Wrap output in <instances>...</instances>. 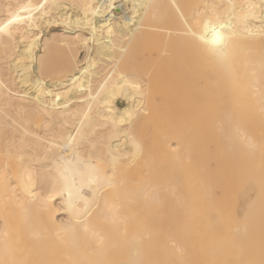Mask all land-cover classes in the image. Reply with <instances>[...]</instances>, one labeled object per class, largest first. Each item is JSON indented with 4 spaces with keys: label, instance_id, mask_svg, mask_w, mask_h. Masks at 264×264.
Wrapping results in <instances>:
<instances>
[{
    "label": "bare ground",
    "instance_id": "bare-ground-1",
    "mask_svg": "<svg viewBox=\"0 0 264 264\" xmlns=\"http://www.w3.org/2000/svg\"><path fill=\"white\" fill-rule=\"evenodd\" d=\"M0 177V264H264V0H0Z\"/></svg>",
    "mask_w": 264,
    "mask_h": 264
},
{
    "label": "rangeland",
    "instance_id": "rangeland-1",
    "mask_svg": "<svg viewBox=\"0 0 264 264\" xmlns=\"http://www.w3.org/2000/svg\"><path fill=\"white\" fill-rule=\"evenodd\" d=\"M152 40H153V39H152ZM152 40H149L148 42H149L150 44H151V43L153 44L154 40L156 41V39H154L153 42H151ZM148 42H145V43L142 44V45L145 46V49L153 50V51H149V52H151V53H153V54H156V52H155V48H157L158 43L155 42V44H157V45L154 46V44H153V46H152V44L150 45ZM166 44H167V43H166ZM168 45H169V44H168ZM168 45H167V46H168ZM144 46H143V49H144ZM158 47H159V45H158ZM162 47H163V46H162ZM168 47H169V46H168ZM168 49H170V47H169ZM156 50H157V49H156ZM142 51H143V50H142ZM145 52H146V51H145ZM149 52L147 51V52L144 54V51H143L142 54H144V55H146V56H149V55H148V54H150ZM84 54H85L84 52L80 53V57L82 58V57L84 56ZM142 54L139 55V56H137V57H138V60L136 61V64L138 63L139 60H142V61H143L144 58H143V55H142ZM167 54H168V53H167ZM139 57H140V58H139ZM151 57H152V56H151ZM162 58H163V57H162ZM166 58L169 59L168 56H167ZM154 59H155V61L151 63V64H153V66L149 64L150 61H152V60L148 61V62H149L148 65H149V66H152V68L154 67L155 62H158V60H159V59L156 60L155 57L153 58V60H154ZM161 60H162V59L159 60V63H158V64L163 65V66H162V68H163L164 65H165V63H166V59H165V57H164L163 60H162V63H160ZM164 60H165V61H164ZM142 61H141V62H142ZM168 62H169V66H170V63H171V62L167 60V63H168ZM81 63H83V61H82ZM143 63H144V62H143ZM167 63H166V64H167ZM145 64H147V63H145ZM156 64H157V63H156ZM158 64H157V65H158ZM157 65H155V68H156L157 70H159V69L157 68V67H158ZM125 66H126L128 69H127ZM130 66H131V65H130L128 62H126V61H122V62L119 64V68H120L121 70H124V71H129ZM137 66L139 67L138 70H142V68L144 67V64H143V65H142V64H137ZM165 66H166V67H165L166 69L169 67V66L167 67V65H165ZM146 68H148V67H146ZM155 68H153V69H155ZM159 68H160V66H159ZM165 68H163V70H164V71H167V73H168L169 70H166ZM107 69H108V68H107ZM170 71H171V70H170ZM171 72H172V71H171ZM170 74H171V73H170ZM169 101H170L171 103H174V102H172L171 100H168V101L166 102V103H168V104H167V105H168L167 107H169ZM118 103H119V104H122L121 100H120ZM161 104H162V103H161ZM164 104H165V103H164ZM159 105H160V103L157 104V107H158L157 110H159V108H160L161 106H163V105H161V106H159ZM175 105H176V103H175ZM173 106H174V105L172 104V107H173ZM186 106H187V105H186ZM186 106H183V107H186ZM164 107H165V106H164ZM164 107H161V108H160V109H162L161 111H162L163 113L168 112V110H167L168 108L166 109V108H164ZM172 107H171V108H172ZM176 107H177V106H175L174 108L177 109V110H174V109H173V110L175 111V113H176V112L178 113V108H176ZM187 107H189V105H188ZM169 108H170V107H169ZM197 108H198V107H197ZM165 109H166V110H165ZM182 109H183V110H182ZM182 109H179V110H180V114H181V115L179 114V115L181 116V118H180L179 120L181 121L180 123L182 124V125H180V126H182L183 128L188 127L189 125L192 126L191 123H190L189 121H192V122H193V120L190 119L189 121H187V122H188V123H187V122H186L187 119H186V117L184 116V114H182V113H184L185 110H187L188 112H187V111H186V112H187L189 115L192 116L193 113H197V111H199L200 106H199V109H198V110L195 108V112L189 111L188 108H186V109H185V108H182ZM189 109L193 110V107H192V108L190 107ZM163 110H164V111H163ZM173 110L171 109L170 112H172ZM181 110H182V111H181ZM200 110H201V109H200ZM183 111H184V112H183ZM193 111H194V110H193ZM201 111H202V110H201ZM201 111H199V117H200V119H202V116H201L202 113H201ZM186 112H185V114H186ZM189 112H191V114H190ZM173 113H174V112H173ZM177 113H176L175 115L179 117V115H178ZM168 115L171 116V113H170V114L167 113L166 120H168V119H167V118H168ZM173 115H174V114H173ZM173 115H172V117H174ZM186 115H187V114H186ZM193 115H194V114H193ZM176 116L173 118V120H176V119H175ZM187 116H188V115H187ZM191 116H189V117H187V118H190ZM194 116H196V115H194ZM194 116H193V117H194ZM178 117H177V118H178ZM169 118H170V117H169ZM192 119H193V118H192ZM164 120H165V118H164ZM166 120H165V121H166ZM173 120H172V121H173ZM179 120H177V121H175V122L178 123ZM194 120H195L197 123L199 122V120H196V118H195ZM168 121H169V122H165V123H168V124H169V126H168V128H169V132H168V131H167V132L170 133V132H171V130H170L171 127H170V126H171L172 123H174V122L170 121V119H169ZM195 121H194V122H195ZM170 122H171V123H170ZM194 122H193V123H194ZM159 123H161V126L163 125V128H164V125H165L164 121H161V122H159ZM185 123H186V125H185ZM174 125H175V127H177V124H175V123L173 124L172 127H174ZM165 127H167V126L165 125ZM141 128H142V129H141ZM141 128H140V131H141V132L139 131L138 133H142V134H141V136H142L143 133L145 132V129H147V126H145V129H144L143 127H141ZM157 128H158V127H157ZM158 129H160V128H158ZM173 129H175V128H173ZM142 130H143V132H142ZM148 130H149V131H147L148 133L145 132L144 135L147 134V135H149V136L151 137L150 134H151L152 131H153V125H150V126L148 127ZM164 131H166V129H165ZM164 131H163V132H164ZM156 132H157V134H158V133H159V130H156ZM12 166H13V165H12ZM8 168H9V170L11 169V170H10L11 173L16 169V168L14 167V169L12 170L11 164L8 166ZM11 175H12V174H10V176H11ZM11 177H13V175H12ZM0 179H1V181H2V178H1V177H0ZM12 181H13V179H12ZM3 182H4V183H3ZM3 182L0 183V219H1L0 223H1L2 221H4V219H8L9 222H12V221H13V222H14V221H18L17 223H21V221H22V223H21V225H22V224H24L25 220H27V221L32 220V221H33V219H35V217H36V220H37V217H38V216H39L38 220L40 221L42 218H41V215H40L39 212H38V213L35 212L36 214L34 213V214H32V215L30 214V217L28 218L29 215H28L26 212L31 213V212H30V209H29V208L27 209V208L24 207V210H23V209H22L23 207L19 206V205L17 204V202L14 200V195H13V193H11V191L9 190L11 187H9V184H7L8 181L6 180V181H3ZM1 184H2V185H1ZM7 185H8V186H7ZM2 186H3L4 188H3ZM1 191H2V192H1ZM10 193H11V194H10ZM3 194H4V195H3ZM5 194H7L8 197H7V195L5 196ZM4 201H5V202H4ZM14 201H15V202H14ZM1 202H4V203H1ZM7 202H8V203H7ZM7 204H8V205H7ZM6 207H7V208H6ZM21 209H22L23 211H22ZM26 210H29V211H26ZM10 212H11V213H10ZM33 212H34V211H33ZM14 213H15V214H14ZM12 214H13V215H12ZM24 214H25V215H24ZM37 214H38V216H36ZM11 215H12V216H11ZM14 215H15V218L17 217V218H16L17 220L13 218ZM34 215H35V216H34ZM26 216H27V217H26ZM33 216H34V218L32 219ZM9 217H10V218H9ZM18 217H19L20 219H19ZM25 217H26V218H25ZM11 218H12V220H11ZM30 218H31V219H30ZM10 220H11V221H10ZM19 220H20V222H19ZM36 220H35V221H36ZM27 221H26V223H29V222H27ZM35 221H33V222H35ZM39 221H38V222H39ZM30 223H32V222H30ZM15 224H16V223H15ZM18 226L20 227V225H18ZM22 226H23V225H22ZM19 227H18V228H19Z\"/></svg>",
    "mask_w": 264,
    "mask_h": 264
}]
</instances>
